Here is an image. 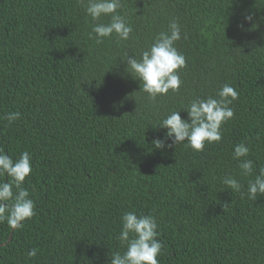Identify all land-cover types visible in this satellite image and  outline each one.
<instances>
[{
	"label": "trees",
	"instance_id": "16d2710c",
	"mask_svg": "<svg viewBox=\"0 0 264 264\" xmlns=\"http://www.w3.org/2000/svg\"><path fill=\"white\" fill-rule=\"evenodd\" d=\"M122 2L129 40L96 44L79 0H0V117L21 113L0 119V147L31 154L23 187L36 204L23 227L0 222V264H109L125 250L116 237L129 211L156 217L159 264H264V195L247 198L254 177L232 158L244 143L255 171L264 166V0ZM174 17L182 84L150 101L120 56L139 57ZM224 83L238 98L220 142L154 147L167 130L153 125Z\"/></svg>",
	"mask_w": 264,
	"mask_h": 264
},
{
	"label": "clouds",
	"instance_id": "9594fccd",
	"mask_svg": "<svg viewBox=\"0 0 264 264\" xmlns=\"http://www.w3.org/2000/svg\"><path fill=\"white\" fill-rule=\"evenodd\" d=\"M87 16L91 18L87 36L96 44L104 42L113 34L119 41L129 40L133 27L129 23L122 0H79ZM107 17V22H102ZM252 21L251 15L245 16ZM243 27V25H240ZM182 26L177 18H172L165 30L154 37L147 48L131 55L124 51L120 56L126 62V72L140 82V90L147 94V99L156 101L158 96H165L171 90L178 92L182 80L179 69L186 67V57L176 46L181 40ZM187 38V33H184ZM238 98V92L228 83L217 90L215 96L197 97L180 110H173L162 117L153 127L166 129L163 138L153 141L154 147L163 150L173 145L185 143L194 151H203L205 144L220 142L222 125L234 117L230 106ZM122 104V101L120 102ZM114 107L119 105L114 102ZM187 112L182 118L181 111ZM20 112H8L0 119L9 124L20 119ZM171 143H168V141ZM250 149L244 143L234 146L232 158L237 161L240 175L254 177L247 181V198L255 201L258 195H264V166L255 171V162L249 159ZM32 172L31 154L23 151L17 158L0 147V222H7L13 228L23 227L25 220L36 213V204L30 197L28 188L23 187L26 177ZM221 183L234 192L241 191L242 184L231 174H225ZM15 188V191L13 189ZM159 225L154 215L137 214L135 211L123 213L121 228L116 239L124 251H111L109 264H159L158 256L164 247L158 239ZM37 255V249L28 251L29 258Z\"/></svg>",
	"mask_w": 264,
	"mask_h": 264
}]
</instances>
